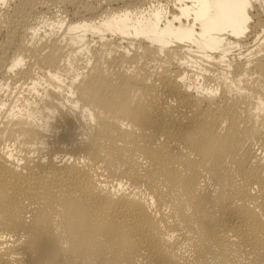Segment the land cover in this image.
Listing matches in <instances>:
<instances>
[{
  "label": "bare ground",
  "instance_id": "1",
  "mask_svg": "<svg viewBox=\"0 0 264 264\" xmlns=\"http://www.w3.org/2000/svg\"><path fill=\"white\" fill-rule=\"evenodd\" d=\"M63 1L0 0V264H264V0Z\"/></svg>",
  "mask_w": 264,
  "mask_h": 264
},
{
  "label": "rangeland",
  "instance_id": "2",
  "mask_svg": "<svg viewBox=\"0 0 264 264\" xmlns=\"http://www.w3.org/2000/svg\"><path fill=\"white\" fill-rule=\"evenodd\" d=\"M65 1H66V2L63 1L65 4H64V3H60V4L58 5V6H59L58 11H59V12H60V10L62 11V13L60 14L61 16H65V15H67V16H65V17H66V18H67V17L69 18L68 14H66L65 12L68 11L67 13H69V12H71V10H73V9H71V7L67 6V5H69V2H68L69 0H68V1L65 0ZM80 1L83 2V3H90V0H86V1H85V0H80ZM67 2H68V3H67ZM91 2H92V0H91ZM49 4H50V5H49ZM63 4H64L65 6H67V7H65ZM47 5H48V6H47V7H48V8H47L48 10L51 8L50 6H53V7L49 10L50 12L47 11L50 15H47L48 13H46V15H45L46 18H50V17H48V16H51V17H52V16H53L52 14H53V13L55 12V10H57V9L54 8L55 6H54L52 3H49V2H48ZM61 5L64 6L66 10H65L64 7H62ZM68 7H69V8H68ZM108 7H109V6H105L104 8H105V9H106V8L109 9ZM113 7H116V5H114ZM53 8H54V12H53ZM4 9H5V10H6V9H10V7L4 8ZM4 9H3V10H4ZM68 9H69V10H68ZM51 11H52V13H51ZM2 12H3V11H2ZM2 12L0 11V16H1ZM59 12L54 13V15L57 14V16H58V15H59ZM46 18H45V19H46ZM53 18H54V17H53ZM68 18H67V19H68ZM50 20H53V19L51 18ZM47 21H48V20H47ZM48 22H50V21H48ZM39 34H42V29L39 30ZM91 38H92V37L89 35V36L87 37L86 40L90 41ZM91 43H92V42H91ZM24 66H25V65H24Z\"/></svg>",
  "mask_w": 264,
  "mask_h": 264
}]
</instances>
